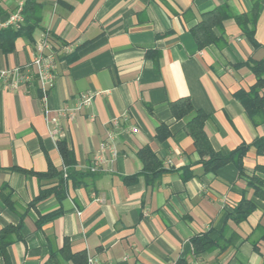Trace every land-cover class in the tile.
<instances>
[{
    "label": "crops",
    "instance_id": "1",
    "mask_svg": "<svg viewBox=\"0 0 264 264\" xmlns=\"http://www.w3.org/2000/svg\"><path fill=\"white\" fill-rule=\"evenodd\" d=\"M34 1V26L19 33L12 50L0 49V71L24 67L47 33L54 79L44 99L35 79L16 88L12 77L0 81V230L20 225L21 236L11 233L7 244L0 239V264H44L66 239L71 252L95 256L99 264H264V198L249 184L257 177L264 190L258 169L264 150L253 144L264 136V118L248 115L236 98L255 81L247 60H264V0L256 44L230 17L212 28L223 43L202 48L190 28L225 0ZM24 2L1 0L0 21ZM252 2L227 4L243 13ZM87 93L90 103L71 118L68 110ZM180 98L207 114L204 131L213 150L225 154L247 145L243 173L232 162L204 170V156L186 130L190 114L171 112ZM54 124L58 132L51 134ZM108 133L117 155L106 152L92 172ZM60 141L72 152V169L83 173L64 175L62 189L54 174L65 166ZM143 147L160 172L143 171ZM42 192L47 197L30 205ZM242 199L253 208L235 221L229 215ZM54 211L57 217L38 225ZM203 234L227 244L195 255L191 239Z\"/></svg>",
    "mask_w": 264,
    "mask_h": 264
},
{
    "label": "trees",
    "instance_id": "2",
    "mask_svg": "<svg viewBox=\"0 0 264 264\" xmlns=\"http://www.w3.org/2000/svg\"><path fill=\"white\" fill-rule=\"evenodd\" d=\"M1 1V0H0ZM228 0H225L223 5L218 8L206 11L201 14L200 20L190 28V31L199 48L204 47L210 43L221 44L223 39L216 37L213 33L212 28L214 26H221L222 22L232 17L237 25L239 26L242 34L250 41L254 42V31L256 21L260 11V0H253L252 7L248 12L243 13H232L227 4ZM36 4L34 0H25L24 5L21 9L23 23L18 28L14 27H0V49L7 52L13 49L14 39L21 32H28L33 28L34 25L30 23L31 10H35ZM2 10L0 4V11ZM246 64L250 67L255 75L254 83L249 87L247 91H239L236 93V98L243 105L246 113L250 116H259L264 118V60L248 59ZM170 109L174 117L182 118L189 116L186 122V130L192 137L196 151L202 156V165L205 171L213 172L217 168L223 166L228 162H232L239 169L240 173H243L241 166V159L244 155L247 145H240L237 148L229 151L228 153H221L212 149L208 137L204 131V123L207 118V114L200 109H195L188 98H180L170 104ZM164 129L163 125L158 126V130ZM253 144L259 151L264 150V136L256 139ZM60 153L62 155L65 169V178L73 177V175H83V173H77L72 169L74 160L72 152L67 148L65 141L58 143ZM139 157L143 161V171L149 169H157L160 172L161 169L159 161L155 158L154 154L148 147H143L139 151ZM153 165V166H152ZM264 173V166L258 167ZM51 171V169H49ZM24 171V170H23ZM55 175L59 178L58 189H62L64 185V171L55 172ZM38 176L44 175L43 173H37ZM250 185L255 188V192L264 198V190L262 189V182L257 177H252L249 182ZM5 189V185L2 186V190ZM46 192H42L30 203L35 205L38 201L47 197ZM4 201L10 207H13L12 202L3 196ZM253 208L252 203L247 199H242L237 206L234 208L229 217L235 221L243 219ZM59 211L51 212L47 215H43L38 220V225L42 222L51 220L59 215ZM20 225L13 226L9 225L0 230V239L7 244L12 241L11 233H16V237L21 236L17 234ZM1 241V240H0ZM193 253L195 255L201 254L202 252L209 251L215 248L222 250L227 242L222 246L219 243V239H210L207 234L196 235L191 239ZM71 261L73 264H86V254L84 252L73 253L70 251L69 242L67 239L61 248L52 250L50 252L47 262L44 264H63ZM178 264H186L184 259H180Z\"/></svg>",
    "mask_w": 264,
    "mask_h": 264
},
{
    "label": "built area",
    "instance_id": "3",
    "mask_svg": "<svg viewBox=\"0 0 264 264\" xmlns=\"http://www.w3.org/2000/svg\"><path fill=\"white\" fill-rule=\"evenodd\" d=\"M23 21L21 7L17 8L11 13L4 21H0V27H14L18 28ZM54 53L53 46L47 33H43L38 41L34 44V51L32 53L30 61L24 65V67H15L11 70L0 71V81L5 82L9 77L12 80L9 85L12 88H16L18 83H24L27 81L36 80L39 84L42 98H45L48 87L52 84L54 79ZM92 95L87 93L82 95L77 101L75 107L68 110V115L72 118L74 111L79 109L83 105H88L91 101ZM58 132V125H52L50 133ZM109 152L111 157L117 155V150L112 141V134L108 133L105 141L101 142L98 150L95 153L93 163L89 167V170L94 172L98 170L99 164L104 161L105 153ZM66 167H63L64 175ZM86 264H99L98 259L95 256L88 255L86 258ZM190 264H198L196 262Z\"/></svg>",
    "mask_w": 264,
    "mask_h": 264
}]
</instances>
